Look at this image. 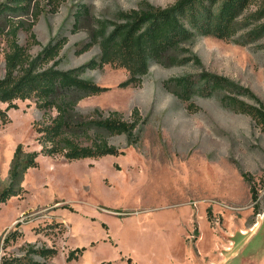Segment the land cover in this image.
Returning <instances> with one entry per match:
<instances>
[{
  "label": "rangeland",
  "instance_id": "obj_1",
  "mask_svg": "<svg viewBox=\"0 0 264 264\" xmlns=\"http://www.w3.org/2000/svg\"><path fill=\"white\" fill-rule=\"evenodd\" d=\"M176 1L33 0L25 13L0 16V79L13 25L20 24L19 43L32 56L52 39H67L49 65L58 61L68 70L99 58L100 46L92 43L98 21L122 22V14L147 4L165 8ZM183 47L177 63L153 62L137 86L121 85L130 78L122 67L86 70L85 78L109 89L80 100L78 111L87 119L119 111L131 120L137 108L144 119L141 139L129 144L125 135L105 133L125 150L118 156H39L38 166L25 172V192L0 207V240L11 230L23 232L0 256L54 247L55 257L33 258L47 264H264V126L227 107L221 92H195L185 100L167 86L187 75L200 85L201 75L211 73L250 88L264 103V36L246 45L199 36ZM17 103L8 112L11 121L0 126V191L18 144L39 150L35 124L57 115L34 98ZM83 247L79 259H67Z\"/></svg>",
  "mask_w": 264,
  "mask_h": 264
},
{
  "label": "trees",
  "instance_id": "obj_2",
  "mask_svg": "<svg viewBox=\"0 0 264 264\" xmlns=\"http://www.w3.org/2000/svg\"><path fill=\"white\" fill-rule=\"evenodd\" d=\"M12 1V7L7 4L0 6V16L25 13L33 0ZM255 2L257 0H177L165 8L147 4L140 11L124 13L122 22L98 21L92 43L100 46L99 58L68 70L59 69L58 61L49 65L58 57L67 39H52L37 56H32L19 43L20 24L13 25L7 39L6 72L0 79V102L8 104L7 108H0V126L11 121L8 112L19 107L18 100L34 98L39 108L56 109L57 115L49 123L35 124L39 150L27 151L22 143L18 144L9 171V182L0 191V207L11 197L25 192L22 185L25 172L30 166H38L39 156L77 160L125 154V150L109 143L105 133L125 135L129 144L140 141L144 119L137 108L131 120L125 119L119 111L96 119H87L78 111L80 100L109 89L85 78L83 75L88 68L106 64L125 68L130 78L121 85L137 86L153 62L177 63L183 45L193 43L199 36H214L242 45L254 42L264 36V22L255 24L264 19V0H259L255 11L244 15ZM249 17L253 23H244ZM245 29L244 35H240L239 32ZM200 82L199 85L194 76L187 75L169 79L167 86L185 100H190L195 92H221L227 107L251 115L264 126V103L250 88L211 73L201 75ZM239 95L251 97L255 104L248 103ZM251 192L255 201L253 187ZM22 237L23 232L19 229L8 232L0 240V253L1 248L8 249ZM85 250L86 247L77 248L69 253L67 259H79ZM57 253L54 247L30 249L28 254L18 257L2 255L0 264H47L46 261L35 260L33 254L48 259Z\"/></svg>",
  "mask_w": 264,
  "mask_h": 264
}]
</instances>
